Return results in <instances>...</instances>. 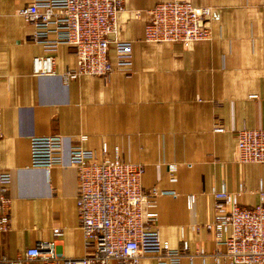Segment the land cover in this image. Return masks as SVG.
<instances>
[{
	"label": "crops",
	"instance_id": "0c3cea01",
	"mask_svg": "<svg viewBox=\"0 0 264 264\" xmlns=\"http://www.w3.org/2000/svg\"><path fill=\"white\" fill-rule=\"evenodd\" d=\"M29 1L0 0V168L10 175L1 264H42L24 252L45 241L66 258L85 254L68 165L73 144L143 165L142 189L163 192L154 198L160 239L187 244L179 264H231L215 260L223 247L204 225L213 220V191L240 207H264V164L238 163L234 151L236 130L264 126V0H189L210 7L211 36L187 45L142 39L145 9L165 0H124L111 37L130 41L131 62L128 75L114 69L108 82H64L60 74L75 59L63 42L50 51L55 74H33L32 57L46 51L17 12ZM108 57L113 64L112 46ZM53 133L61 136L62 166H31L30 139Z\"/></svg>",
	"mask_w": 264,
	"mask_h": 264
},
{
	"label": "built area",
	"instance_id": "2783aa9c",
	"mask_svg": "<svg viewBox=\"0 0 264 264\" xmlns=\"http://www.w3.org/2000/svg\"><path fill=\"white\" fill-rule=\"evenodd\" d=\"M123 3L124 0H30L20 6L18 14L32 25L29 38L42 43L46 51L32 57L33 74H55L50 51L63 42L71 47L75 59L74 66L65 67L60 74L64 82L80 76L108 82L114 69L128 75L131 43L111 37L118 29L117 13ZM145 14L144 41L187 45L211 36L207 25L209 6H196L189 0H165L146 8ZM110 46L115 53L113 64L108 57ZM213 130L221 131L223 127L215 124ZM234 139L238 163L264 164V126L240 128L234 132ZM61 150V136L57 133L32 137L30 165L46 171L62 166ZM68 165L76 175L75 208L85 254L66 258L55 250L53 241H45L27 248L24 258H38L42 264H137L140 258L150 255L155 264H179L188 255L184 240L178 248H171L160 239L154 198L163 192L142 189L143 165L124 161L116 152L109 158L104 147L98 157L95 151L79 144L69 147ZM167 167L174 170V165ZM9 182V172L0 168V231L9 227ZM212 197L213 220L204 228L223 247L214 253L215 260L264 264V207H240L224 190L213 191Z\"/></svg>",
	"mask_w": 264,
	"mask_h": 264
}]
</instances>
